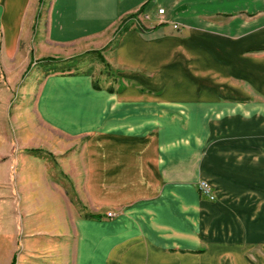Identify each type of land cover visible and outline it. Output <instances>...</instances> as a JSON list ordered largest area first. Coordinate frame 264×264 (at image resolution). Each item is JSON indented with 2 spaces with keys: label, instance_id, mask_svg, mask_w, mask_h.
<instances>
[{
  "label": "crops",
  "instance_id": "obj_1",
  "mask_svg": "<svg viewBox=\"0 0 264 264\" xmlns=\"http://www.w3.org/2000/svg\"><path fill=\"white\" fill-rule=\"evenodd\" d=\"M10 1L0 81L33 58L31 44L18 51L33 41L35 0ZM141 9L164 22L117 38L116 83L32 78L15 134L0 116V264H264V0H51L37 42L65 66ZM12 90L0 87V113Z\"/></svg>",
  "mask_w": 264,
  "mask_h": 264
},
{
  "label": "rangeland",
  "instance_id": "obj_2",
  "mask_svg": "<svg viewBox=\"0 0 264 264\" xmlns=\"http://www.w3.org/2000/svg\"><path fill=\"white\" fill-rule=\"evenodd\" d=\"M37 1L38 0H35V3L33 4V6L35 5V7H34V11L31 16L32 23H34L35 21L34 23L35 25L32 27V29L28 26L29 28L28 36L32 35L33 41L30 43L29 40H26L24 38L23 43L20 44L19 51H18L19 53H22L23 51L26 52L28 51V49H30V47L28 46L30 44L33 45L34 48L31 50V54L33 57L32 61L30 62L28 68L24 71V73L23 72L19 73V72H16L15 70L10 75L7 73L6 74L3 73L2 80L0 81L1 88L6 89V88L13 87V90L11 91L13 96H11L12 98H11L9 107L2 109V112L0 113L1 118L5 121L4 124L1 125L3 127L2 130H3L4 137H9L11 134L13 135L18 131L16 128L17 125H15L14 123V120L18 121L15 119V117H17V115L15 114V111L23 96L22 91L25 88L26 83L32 78L33 80H35V87H34L35 89L39 85L38 81L42 79L44 76H47L49 74H58L61 72L63 74L65 73V74H71V75L72 74L89 75L93 79L95 84H97L102 89H105L106 87H108V85L117 82V78H116L117 75H115V71H114L115 68L111 66V54L114 50L113 48L118 38L117 35L113 37V42H110L104 48L100 50H88L86 52H83L75 56L76 58L78 57L79 60L72 63L71 66H63L61 64L60 65L63 68L56 66V65L46 66L42 62V61H45L46 59H53L52 57H54L53 53H51L50 55L47 52L43 51V49L45 50L46 48L45 46L46 44L42 42L40 43V41L37 42V40H39L37 36L39 35V33L41 34L42 24H43L42 21H44L43 19H45L47 8L51 0H39L38 3ZM9 2L11 1L9 0ZM147 13L150 14L151 20L148 23H145L146 27L151 28L155 25L163 24L164 22L162 20L163 16H157V12L155 16L151 14L150 12H147ZM137 17H139V15ZM140 23L142 24V21H140ZM142 26H144V24ZM131 28H137L136 24H133ZM44 30L45 28H43V31ZM23 37H25V34L23 35ZM91 51L101 52L102 57L105 59L106 62L110 63V66L108 68H105L103 64L100 63L99 59L93 55L84 56L85 54ZM262 55H264V53L262 51H259V53H257L255 56H262ZM19 60L23 61V58L20 57L19 59H16L15 61L18 63ZM34 93H36V91H34ZM245 112L246 110H244V113ZM244 113L242 111V114ZM2 130L0 129V132ZM17 152H19V150L15 152V148H14L13 154L15 155ZM8 188H9L8 184L6 185L0 184V193L2 191L9 193L10 189ZM197 188H198V185H197ZM211 195L214 197V193L212 189H211ZM0 207H2L0 208V263H1L3 260V256H2L3 251H5L9 247V239H10V236H9L10 214L9 213L10 212H9L8 202L6 203V202L0 201ZM19 255L20 253L16 255V257L13 258V260L11 261V264H17V261L19 260L18 258Z\"/></svg>",
  "mask_w": 264,
  "mask_h": 264
},
{
  "label": "trees",
  "instance_id": "obj_3",
  "mask_svg": "<svg viewBox=\"0 0 264 264\" xmlns=\"http://www.w3.org/2000/svg\"><path fill=\"white\" fill-rule=\"evenodd\" d=\"M143 12V9L140 10L139 13ZM139 13L136 15H131L129 17H127L125 20H123L120 24V26L117 28V30L115 31V36L117 35L118 37H120L122 34H124L125 32L129 31L132 27L133 24H136L137 26V29L140 30V31H143V26L140 25L138 22H136L137 20V16L139 15ZM87 55H93L95 57H97L100 61L101 64H103V66L105 68H108L109 65L106 63L105 59L102 57L101 55V52H96V51H91L87 54H85L84 56H87ZM79 60L78 57H74L72 58L71 60L69 61H65L64 64L65 66H71L72 63H74L75 61ZM44 64H57V63H60L62 64L61 61L59 60H56V59H46L45 61H42ZM94 88L95 89H99V87L94 84ZM31 154H41V152H38V151H30Z\"/></svg>",
  "mask_w": 264,
  "mask_h": 264
},
{
  "label": "built area",
  "instance_id": "obj_4",
  "mask_svg": "<svg viewBox=\"0 0 264 264\" xmlns=\"http://www.w3.org/2000/svg\"><path fill=\"white\" fill-rule=\"evenodd\" d=\"M163 15H164V10L163 9H158L157 10V16H163ZM136 20H137L136 22H138L139 24H141L140 21H142L141 25L144 24V26H145V23H148L151 20V16L147 12H143V13L139 14V17H137ZM172 28L174 30H178L179 29L178 25H176V24H173ZM198 190L207 199H209V200H213L214 199V197L211 195V189H210L208 183H206L204 181H200L199 184H198ZM112 216H113L112 213H108L107 214L108 218H111Z\"/></svg>",
  "mask_w": 264,
  "mask_h": 264
}]
</instances>
